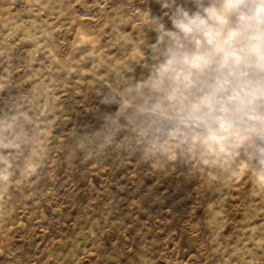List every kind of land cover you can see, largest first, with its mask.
<instances>
[{
  "label": "clouds",
  "instance_id": "obj_1",
  "mask_svg": "<svg viewBox=\"0 0 264 264\" xmlns=\"http://www.w3.org/2000/svg\"><path fill=\"white\" fill-rule=\"evenodd\" d=\"M0 264H264V0H0Z\"/></svg>",
  "mask_w": 264,
  "mask_h": 264
},
{
  "label": "rangeland",
  "instance_id": "obj_2",
  "mask_svg": "<svg viewBox=\"0 0 264 264\" xmlns=\"http://www.w3.org/2000/svg\"><path fill=\"white\" fill-rule=\"evenodd\" d=\"M185 251H187V249H185Z\"/></svg>",
  "mask_w": 264,
  "mask_h": 264
}]
</instances>
